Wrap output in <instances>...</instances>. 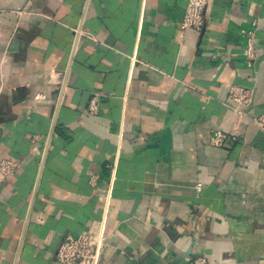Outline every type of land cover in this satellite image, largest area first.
I'll return each instance as SVG.
<instances>
[{
  "label": "crops",
  "instance_id": "0c3cea01",
  "mask_svg": "<svg viewBox=\"0 0 264 264\" xmlns=\"http://www.w3.org/2000/svg\"><path fill=\"white\" fill-rule=\"evenodd\" d=\"M185 2L0 0V161L17 163L0 264H61L62 239L94 228L99 264H264V0H210L199 33ZM229 85L252 99L216 146Z\"/></svg>",
  "mask_w": 264,
  "mask_h": 264
},
{
  "label": "built area",
  "instance_id": "2783aa9c",
  "mask_svg": "<svg viewBox=\"0 0 264 264\" xmlns=\"http://www.w3.org/2000/svg\"><path fill=\"white\" fill-rule=\"evenodd\" d=\"M33 0H27L31 3ZM210 0H186L183 14L180 19L182 29H192L199 33L206 21V10ZM255 25V22H253ZM245 37V46L242 51L243 59L247 66H252L256 59L255 30L254 28L241 29ZM252 99L251 87L242 85H229L225 95V105L232 112L233 121L227 130L219 128L211 129L210 143L220 146L226 138L236 139L239 136V128L242 119L248 114V106ZM89 111L96 108L95 97L89 100ZM252 122L264 133V112L253 115ZM17 163L13 160L3 159L0 161V179L8 177L16 168ZM200 188V184H197ZM106 245V237L102 228H94L89 231L72 236H65L56 253L55 259L64 264H99L102 252Z\"/></svg>",
  "mask_w": 264,
  "mask_h": 264
}]
</instances>
